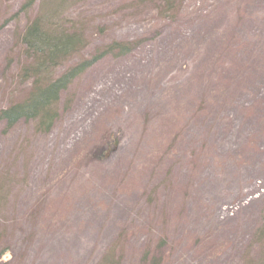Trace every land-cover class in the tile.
<instances>
[{
    "label": "rangeland",
    "instance_id": "obj_1",
    "mask_svg": "<svg viewBox=\"0 0 264 264\" xmlns=\"http://www.w3.org/2000/svg\"><path fill=\"white\" fill-rule=\"evenodd\" d=\"M36 19L99 58L0 121V264H264V0H0V112Z\"/></svg>",
    "mask_w": 264,
    "mask_h": 264
},
{
    "label": "trees",
    "instance_id": "obj_2",
    "mask_svg": "<svg viewBox=\"0 0 264 264\" xmlns=\"http://www.w3.org/2000/svg\"><path fill=\"white\" fill-rule=\"evenodd\" d=\"M39 21L36 19L28 25L21 37L23 57L27 60V64L21 68V79L30 81L29 92L22 101L1 110L0 121H4L8 128L19 122H34L39 129L48 133L57 118L60 95L99 56L53 77V68L76 51L82 41L77 32L46 31L40 27ZM127 50V46L113 45L101 56L108 53L122 55Z\"/></svg>",
    "mask_w": 264,
    "mask_h": 264
}]
</instances>
